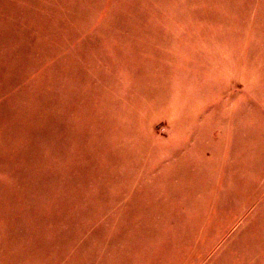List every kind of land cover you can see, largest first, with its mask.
I'll return each instance as SVG.
<instances>
[{
  "label": "rangeland",
  "instance_id": "rangeland-1",
  "mask_svg": "<svg viewBox=\"0 0 264 264\" xmlns=\"http://www.w3.org/2000/svg\"><path fill=\"white\" fill-rule=\"evenodd\" d=\"M0 264H264V0H0Z\"/></svg>",
  "mask_w": 264,
  "mask_h": 264
}]
</instances>
